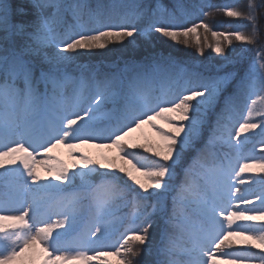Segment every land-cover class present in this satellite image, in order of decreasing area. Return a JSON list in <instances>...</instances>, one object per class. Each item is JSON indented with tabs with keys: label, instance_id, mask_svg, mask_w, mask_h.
I'll list each match as a JSON object with an SVG mask.
<instances>
[{
	"label": "snow or ice",
	"instance_id": "obj_1",
	"mask_svg": "<svg viewBox=\"0 0 264 264\" xmlns=\"http://www.w3.org/2000/svg\"><path fill=\"white\" fill-rule=\"evenodd\" d=\"M238 3L224 12L246 23L207 44L219 65L153 52L101 67L80 58L155 34L199 46L213 5L0 0V264H135L142 250L151 264H264V153L246 151L255 136L264 149V47L229 67L233 40L258 42L264 0ZM144 125L157 139L138 142ZM90 144L116 155L72 151Z\"/></svg>",
	"mask_w": 264,
	"mask_h": 264
},
{
	"label": "trees",
	"instance_id": "obj_2",
	"mask_svg": "<svg viewBox=\"0 0 264 264\" xmlns=\"http://www.w3.org/2000/svg\"><path fill=\"white\" fill-rule=\"evenodd\" d=\"M97 0H89V3L95 4ZM103 3H109V0H102ZM144 3L155 4L156 0H142ZM161 3L165 4L168 7H171L174 3V0H160ZM188 3H210L213 7H205L204 11L210 13L209 16L204 17L205 23L210 25L211 30L205 31L203 27L198 29L200 34V45L196 44L195 36H190L188 38V45L181 43H176L170 40V38H164L160 34H155L152 36L151 40H147L143 37L137 38V40L132 43L125 42L124 45L119 43H109L106 49H94L93 54L90 56H82L80 58L81 62H86L88 64L100 65L104 67L111 64L114 61L120 59H126L129 57H134L136 59H143L146 55L156 52L163 53L164 55L171 54L182 61H186L189 65L196 66H215L222 63L220 58L215 52L207 47V44H214L215 39L212 36V31L219 32H231L237 30L238 27L245 24L246 22L241 20H236L234 18H229L224 12V7L229 4H233L234 0H187ZM256 3H259L260 0H255ZM247 0H239V3L236 6L240 10L246 11ZM258 18H259V40L256 44H248L246 47H241V42L233 40L235 45L236 52L232 53L231 56L233 59L237 55L242 57V60L237 65H230L229 67H236L239 69L241 65L247 67V65L256 59L257 52L261 47H264V8L258 9ZM198 19H193L189 22L188 26H191V23H197ZM244 31H251V27L246 26L243 28ZM205 37L207 41H205ZM183 38H181V41ZM204 47V54L200 55L198 53V47ZM226 54L228 49H225ZM242 122V121H241ZM157 124H162L165 128L168 127L164 121L158 120ZM138 138V142H144L145 139H157L156 132L149 125H144L140 130L134 134ZM260 137L255 136L251 138L250 143L246 146V151L256 157L257 159L264 153V149H261L259 143ZM97 143H102L98 141ZM75 152L83 151L91 155L94 159H101L103 156L114 157L116 155L114 149L96 147L94 145H83L80 149L74 150ZM117 162L119 159L117 158ZM80 164L79 158L76 155H70L69 158V167L73 164ZM249 174H244V177L247 178ZM254 175H264V173H256ZM251 199V197H248ZM104 250H114V249H104ZM143 250L139 257L134 258L135 264H151L154 257L147 255Z\"/></svg>",
	"mask_w": 264,
	"mask_h": 264
},
{
	"label": "rangeland",
	"instance_id": "obj_3",
	"mask_svg": "<svg viewBox=\"0 0 264 264\" xmlns=\"http://www.w3.org/2000/svg\"><path fill=\"white\" fill-rule=\"evenodd\" d=\"M74 151V150H72ZM55 155L61 157L67 164H69V158H70V150L67 148L66 145H62L58 149L55 150ZM41 157H38V159ZM43 171V170H41ZM44 175H47L46 173H43ZM145 257H147V254H144Z\"/></svg>",
	"mask_w": 264,
	"mask_h": 264
}]
</instances>
